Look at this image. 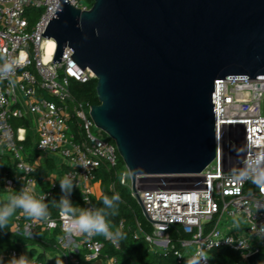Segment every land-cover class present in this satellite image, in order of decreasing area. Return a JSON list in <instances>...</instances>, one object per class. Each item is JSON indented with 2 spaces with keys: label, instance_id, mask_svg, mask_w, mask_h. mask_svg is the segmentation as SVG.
<instances>
[{
  "label": "built area",
  "instance_id": "obj_1",
  "mask_svg": "<svg viewBox=\"0 0 264 264\" xmlns=\"http://www.w3.org/2000/svg\"><path fill=\"white\" fill-rule=\"evenodd\" d=\"M70 2L79 8H89L82 0ZM58 3L59 0H0V66L18 61L10 77L0 79V160L8 156L11 162L3 186L9 194H18L22 187H29L35 196L46 197L68 176L78 185L74 189L81 208H94V182L99 180V170L116 167L121 154L116 142L106 132L102 133L101 128L100 134L93 132L97 125L90 114L92 103L73 94V81L87 82L96 76L90 78L69 56L72 48L65 45L62 54L65 58L49 62L55 70L41 61V33ZM10 80L15 84H10ZM215 122L217 155L202 172L174 181L137 180L136 191L153 225L145 239L151 249L173 247L185 264L184 258L196 249L202 248L209 254L221 239L232 238L235 243L221 240L219 246L240 251L241 264H251L248 257L264 248V239L257 236L264 227V208L256 211L258 204L264 205V195L255 185L249 186L250 181L236 177L264 153V78L217 79ZM51 156L62 157L67 168L46 190L38 192V163ZM120 181L137 197L129 170L123 171ZM180 184L190 189L184 190ZM230 218L235 223L240 221L238 226L226 221ZM211 220L214 223L208 228ZM11 224L15 232L29 237H35L38 228H60L66 232V221L59 211L51 213L47 221L39 222L18 211ZM120 225L123 227L124 222ZM178 225L189 237L172 240V229ZM239 241L244 242L243 248L239 247ZM58 243L69 250L66 264H81L77 256L79 248L84 249L88 260H98L103 247L96 235L67 232L58 238ZM113 243L119 246L117 241ZM9 255L19 257L21 252L13 248ZM106 262L119 264V259L111 256ZM34 263L45 264L36 259ZM208 264H212L211 259Z\"/></svg>",
  "mask_w": 264,
  "mask_h": 264
},
{
  "label": "water",
  "instance_id": "obj_2",
  "mask_svg": "<svg viewBox=\"0 0 264 264\" xmlns=\"http://www.w3.org/2000/svg\"><path fill=\"white\" fill-rule=\"evenodd\" d=\"M65 45L97 78L90 114L136 191L139 179L179 180L216 157L215 81L264 78V0H59L41 33L43 65L55 70ZM248 259L262 264L264 252Z\"/></svg>",
  "mask_w": 264,
  "mask_h": 264
},
{
  "label": "trees",
  "instance_id": "obj_3",
  "mask_svg": "<svg viewBox=\"0 0 264 264\" xmlns=\"http://www.w3.org/2000/svg\"><path fill=\"white\" fill-rule=\"evenodd\" d=\"M82 1L88 7L94 3V0ZM96 86L97 78H92L87 82L73 81L71 84L73 94L76 98L92 104L99 102ZM30 159H33V156H30ZM122 163L124 162L121 156L116 167L107 168L105 166L100 168L98 178L101 181L102 191L98 197L93 198V203L94 208H100L103 206L101 203L103 196L107 195L111 197L114 194H119L120 202L118 204L117 214L115 216H110L109 220L114 226V229L119 228L125 234V237L117 240L119 246H116L111 239H108L103 235H96V238L103 243L100 258L95 261L88 260L85 252L81 249L78 255L81 264H102L101 261H105L111 256H117L119 264H183L179 260L173 247H169L165 250L150 248L145 239V235L152 232L153 225L145 216L143 208L137 197L132 194L131 188L128 185L121 183L119 166ZM10 169L11 162L5 158L1 159L0 203H3L7 196L10 195L8 190L3 186V179L10 172ZM45 186L46 185H44V187ZM249 186L254 185L250 182ZM2 194H5V196H2ZM74 196L75 198L79 197L78 194H74ZM36 197L40 198L42 196L37 194ZM43 198L45 203L49 205L50 213L56 214L59 209L55 207L54 204L60 199V197L53 192ZM121 222H124L123 227L120 225ZM213 223L214 220L208 222V228H210ZM171 233L172 240L175 241L178 237H189V234L186 233L180 225L172 229ZM36 238L39 239L40 244L46 249H61V245L58 243L57 238L54 235H49L48 230L38 229L35 238H31L25 234L15 232L12 229L10 221L6 229H0V260H4L5 264H7V261L11 259L9 255L11 249L16 248L20 250L23 242ZM209 255L211 256L210 259L212 264H241L240 251L227 246L213 247L209 251ZM36 260L41 261V258L38 257Z\"/></svg>",
  "mask_w": 264,
  "mask_h": 264
},
{
  "label": "clouds",
  "instance_id": "obj_4",
  "mask_svg": "<svg viewBox=\"0 0 264 264\" xmlns=\"http://www.w3.org/2000/svg\"><path fill=\"white\" fill-rule=\"evenodd\" d=\"M18 63L16 60L5 62L0 66V79L10 77L14 71V66ZM10 84L14 85L15 81L10 80ZM240 181H250L255 185L259 192L264 195V153L252 160L247 168L240 172L236 177ZM61 192L63 195L55 202L54 206L59 209V215L65 219V231L69 235H86L92 237L94 235H103L111 239L113 242L123 239L125 234L115 228L110 223L109 217L115 216L118 211L120 202L119 194L111 197L105 195L102 198V207L82 209L73 204L70 196L75 187H78L73 180L65 176L59 181ZM86 201V199H85ZM87 202V201H86ZM264 208V205L258 204L256 211ZM20 212L25 218L33 221H47L50 216L49 205L45 203L44 198H37L29 187H22L18 194H10L3 203H0V229H6L11 218ZM255 231V229H253ZM28 235H31L30 233ZM257 236L264 239V227H261ZM227 244L235 243L234 239H221ZM220 240V241H221ZM220 241L215 244L219 246ZM239 247H244V242L239 241ZM30 251V249L28 248ZM211 256L202 248L196 249L194 253L185 259V264H208ZM0 264H5L4 260H0ZM7 264H30L29 257L25 254L13 257L7 261Z\"/></svg>",
  "mask_w": 264,
  "mask_h": 264
},
{
  "label": "crops",
  "instance_id": "obj_5",
  "mask_svg": "<svg viewBox=\"0 0 264 264\" xmlns=\"http://www.w3.org/2000/svg\"><path fill=\"white\" fill-rule=\"evenodd\" d=\"M4 158L10 161V158L8 156ZM66 168H67V164L64 161V159L60 156H51L41 159L38 163V168H37V176L39 178V183L37 185L38 192L46 190L49 187L51 181L57 179ZM44 185L46 186L44 187ZM101 191H102L101 181L99 179L98 181L94 182V196L98 197L101 194ZM54 192L59 197L63 195V193L61 192L60 184L54 189ZM74 194H78L76 189L73 190L70 199L75 206L81 208V201H79L80 198L79 197L75 198ZM2 196H5V194H2ZM226 221L230 224H236L235 226H238L240 222L238 221V223H235L236 220L231 218L227 219ZM38 229L46 230L43 228H38ZM38 229L36 233L38 232ZM48 232L49 235H54L57 238V241L58 238L64 237L66 235V232H64L60 228L48 230ZM31 238H35V237H31ZM28 248L30 249V251L28 250ZM60 248L61 249L58 248L46 249L40 244L39 239L36 238L23 242L21 244L20 252L21 255L25 254L29 257L30 264H35L34 260L37 259L38 257H40L41 261L44 262L45 264H66V257L69 253V250L63 248L62 246ZM81 249L82 248L78 249L77 256L79 255V251ZM82 250L84 251V249ZM101 262L102 264H107L106 260Z\"/></svg>",
  "mask_w": 264,
  "mask_h": 264
},
{
  "label": "rangeland",
  "instance_id": "obj_6",
  "mask_svg": "<svg viewBox=\"0 0 264 264\" xmlns=\"http://www.w3.org/2000/svg\"><path fill=\"white\" fill-rule=\"evenodd\" d=\"M92 129H93V132H94V133H96V134H100V128H99L98 126H94ZM103 132H105V131L102 130V133H103ZM123 162H124V163L120 164V166H119V172H120L121 176H122V173H123V171H124L125 169L128 170V169H127V166H126V163H125L124 160H123ZM126 178H127V181L130 180V177H129V174H128V173H127Z\"/></svg>",
  "mask_w": 264,
  "mask_h": 264
}]
</instances>
